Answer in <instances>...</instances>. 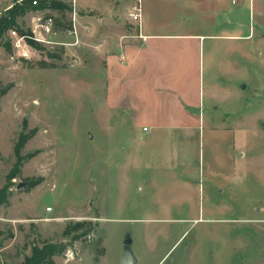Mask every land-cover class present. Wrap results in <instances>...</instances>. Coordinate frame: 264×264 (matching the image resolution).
<instances>
[{
  "label": "rangeland",
  "instance_id": "obj_1",
  "mask_svg": "<svg viewBox=\"0 0 264 264\" xmlns=\"http://www.w3.org/2000/svg\"><path fill=\"white\" fill-rule=\"evenodd\" d=\"M133 2L118 8L123 21ZM13 3L0 0V17ZM234 3L162 1L146 14L160 31L219 36L191 54V90H175L197 103L193 134L169 160L160 152L170 139L146 148L140 134L157 135L158 124L182 133L185 121L135 128L109 99L106 47L132 27L116 21L118 0H77V44L74 5L65 19L50 9L19 18L32 32L35 15H54L57 43L18 49L9 33L12 47L0 42V188L27 137L0 207V264H22L47 242L63 245L47 264H123L128 233L136 264H264V7Z\"/></svg>",
  "mask_w": 264,
  "mask_h": 264
},
{
  "label": "crops",
  "instance_id": "obj_2",
  "mask_svg": "<svg viewBox=\"0 0 264 264\" xmlns=\"http://www.w3.org/2000/svg\"><path fill=\"white\" fill-rule=\"evenodd\" d=\"M122 1L118 0V4L113 6V9L120 12V16L116 21L118 24L127 23L132 27L127 30L124 29L125 32L120 34L118 40L114 37L117 40L114 42V46L106 45L110 102L114 108L119 109V111L122 110L124 114L130 116V121L133 122L132 127L135 128L139 127L140 122L146 120L156 122L170 121V119L185 121L183 122L182 133H170V130L167 131L168 128L164 124H158L155 126L159 129L157 135L149 137L145 133L140 134V138L146 140V148L149 147L150 140L159 141L162 139L161 142H163L170 139L175 147H173V150L167 147L166 150L163 149V152L159 151L161 159L169 160L171 153H173V156H181V145L187 144L193 134L191 124L186 122L191 121L194 117L191 106L197 103L192 102L191 95L188 92L191 90L190 86L194 83L191 70V54H194V50L201 47L202 42H205L208 37L215 40L219 36L217 34L195 32L160 31L159 27L163 25L161 21L157 19L156 22L153 21L151 24L146 21L147 12L149 16L150 10L158 9L162 1L193 4L195 0H143L144 15L141 26L131 22L128 16L126 21H123V14L118 9L122 5ZM211 1L213 10H226L230 0ZM231 1L232 3L235 2L234 4L243 6V3L247 0ZM225 3L227 6H225ZM259 4L263 10L264 0H259ZM98 20L104 23V27L109 25L107 17H101ZM261 24L264 25V22H261ZM224 36L236 38L240 35L228 34ZM176 41L178 43L172 45V42ZM210 53L213 55L212 52ZM178 89H184L185 91L188 89V91L186 94H180L175 91ZM163 92L173 93L174 98L172 101L170 99L167 102L163 98ZM235 95L238 96L239 93ZM152 98L157 99V102L152 103ZM149 131L150 128L144 125L143 132ZM159 146H161V143ZM186 165L191 166L189 162ZM163 166L170 167L167 163Z\"/></svg>",
  "mask_w": 264,
  "mask_h": 264
},
{
  "label": "trees",
  "instance_id": "obj_3",
  "mask_svg": "<svg viewBox=\"0 0 264 264\" xmlns=\"http://www.w3.org/2000/svg\"><path fill=\"white\" fill-rule=\"evenodd\" d=\"M34 0H15V3L7 10V13L0 17V42L9 43L6 40V36L9 30L12 28H17L22 34H31V30H24L20 27L19 18L26 15L28 11H38V10H54L61 13V16L65 19L68 12L73 10L72 5L69 1L64 0H38L36 4L33 3ZM64 29H68L69 25L63 23ZM29 42L35 46L43 48V45L34 39L29 38ZM27 137L22 133L15 147V152L17 155V161L7 176V183L0 188V207L9 204L11 191L9 190V182L12 178L16 177L20 172V168L24 163V157L21 155L22 147L24 146ZM2 231L0 229V235ZM61 244L57 243H45L43 246L35 245L33 247V252L31 255L26 256L22 264H47L52 262V257L62 249Z\"/></svg>",
  "mask_w": 264,
  "mask_h": 264
},
{
  "label": "built area",
  "instance_id": "obj_4",
  "mask_svg": "<svg viewBox=\"0 0 264 264\" xmlns=\"http://www.w3.org/2000/svg\"><path fill=\"white\" fill-rule=\"evenodd\" d=\"M38 0H34L33 3L36 4ZM69 1L73 7L74 5V12H73V22L74 28L70 29V34L76 35V42L75 44L80 42L77 23L79 21L78 14L76 11L77 0H64ZM128 19L141 26L143 21L144 15V7H143V0H134L129 11L127 13ZM55 17L52 14H43L39 13L34 17V25L31 34H22L17 28H12L9 30V35L13 39V43L15 47L19 48H28L30 51L31 48L34 46L29 42V38L34 39L35 41L41 44H56L55 41ZM65 44V43H64ZM33 46V47H32ZM35 50V48H33ZM23 56L29 57V53L24 50Z\"/></svg>",
  "mask_w": 264,
  "mask_h": 264
},
{
  "label": "water",
  "instance_id": "obj_5",
  "mask_svg": "<svg viewBox=\"0 0 264 264\" xmlns=\"http://www.w3.org/2000/svg\"><path fill=\"white\" fill-rule=\"evenodd\" d=\"M27 182H20L18 184V187L25 186ZM132 242L133 239L131 237V234H127L126 238L124 240L125 244V251L123 256V264H136L137 263V257L135 256L133 250H132Z\"/></svg>",
  "mask_w": 264,
  "mask_h": 264
}]
</instances>
